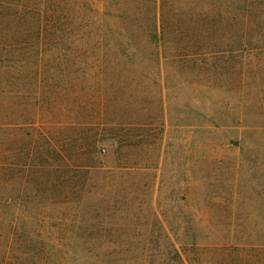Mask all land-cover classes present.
<instances>
[{
	"label": "trees",
	"instance_id": "obj_1",
	"mask_svg": "<svg viewBox=\"0 0 264 264\" xmlns=\"http://www.w3.org/2000/svg\"><path fill=\"white\" fill-rule=\"evenodd\" d=\"M192 1L99 0L98 18L91 0H0V264H99L103 245L153 243L124 224L143 212L147 170L122 162L152 107L162 111L164 66L203 40L206 22L243 17L230 3L246 0ZM224 38L215 48L264 52V37ZM106 144L111 168L98 157ZM240 215H215L227 229L194 264H264V215L254 225ZM214 229L178 240L199 246ZM162 233L181 259L175 234Z\"/></svg>",
	"mask_w": 264,
	"mask_h": 264
},
{
	"label": "rangeland",
	"instance_id": "obj_2",
	"mask_svg": "<svg viewBox=\"0 0 264 264\" xmlns=\"http://www.w3.org/2000/svg\"><path fill=\"white\" fill-rule=\"evenodd\" d=\"M91 3L99 18V0ZM230 6H236L230 7L232 13L244 16L220 28L211 29V22H206L195 31L203 40L185 42L177 66H164L162 111L158 114L152 107L147 135L137 136V146L122 162L147 170L140 177L146 183L143 212L138 221L124 224L147 229V240L153 243L103 245L99 264H194L209 254L201 246L220 243L218 229H227L215 215L246 213L253 225L257 219L262 222L264 208L256 183L263 180L264 171V52H227L218 43L215 48L214 39L264 37V0ZM139 141H144L143 147ZM103 147L99 161L114 167L118 161L113 145ZM236 184L243 185L242 190ZM196 225L202 234L213 227L219 236H201L199 246L181 243L178 238ZM164 231L180 242L173 244L182 261L165 243Z\"/></svg>",
	"mask_w": 264,
	"mask_h": 264
}]
</instances>
